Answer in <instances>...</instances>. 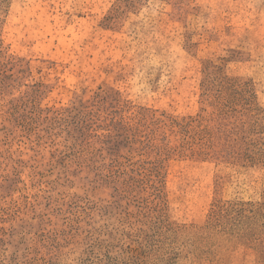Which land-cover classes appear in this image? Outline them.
<instances>
[{"label":"rangeland","instance_id":"obj_1","mask_svg":"<svg viewBox=\"0 0 264 264\" xmlns=\"http://www.w3.org/2000/svg\"><path fill=\"white\" fill-rule=\"evenodd\" d=\"M0 264H264V0H0Z\"/></svg>","mask_w":264,"mask_h":264}]
</instances>
